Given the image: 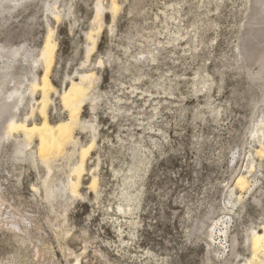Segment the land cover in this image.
Here are the masks:
<instances>
[{"label": "rangeland", "instance_id": "1", "mask_svg": "<svg viewBox=\"0 0 264 264\" xmlns=\"http://www.w3.org/2000/svg\"><path fill=\"white\" fill-rule=\"evenodd\" d=\"M49 35L52 123L69 118L64 90L92 77L74 142L45 161L6 126L14 111L42 123L32 84ZM0 111V264H250L264 225V0H0Z\"/></svg>", "mask_w": 264, "mask_h": 264}, {"label": "bare ground", "instance_id": "2", "mask_svg": "<svg viewBox=\"0 0 264 264\" xmlns=\"http://www.w3.org/2000/svg\"><path fill=\"white\" fill-rule=\"evenodd\" d=\"M96 9L97 18H101L105 15V9L101 2L97 4ZM89 37H92V35L90 34ZM96 44V41H94L92 48H95ZM55 50L56 41H54L52 36L49 35L42 49V58L45 60V73L41 78L42 82L39 83L35 80L32 84V89L35 91L40 90L42 92V99L40 101L42 104L40 110L43 118L42 123H29L27 120L17 121L15 119L17 113L14 111L6 126L9 134H12L13 132H22L28 140L37 138L39 140V153L41 158L45 161H49L53 157L59 156V154L63 153L66 149L67 145L74 142V129L81 120L83 107L88 97L89 86H87L85 82L87 81L90 84L92 77L90 74H82L80 76L81 81H72L71 85L64 90L61 95V99L65 110L69 113V118L57 123H52L47 113L50 102V94L55 88L49 74L53 66ZM21 100H23V98ZM5 106L6 109L10 108L9 104ZM2 114L3 111H0V117ZM92 147L93 144L82 148L80 152L81 160L77 163V165H75V167H73V173L76 175V179L71 182V186L74 193L78 192V182H80L82 178L86 160L92 151ZM247 183L248 181L243 175L239 176L236 182L237 186L243 189L247 187ZM251 250L252 258L249 261L250 264L258 261V257L264 254V225L260 230L254 232Z\"/></svg>", "mask_w": 264, "mask_h": 264}]
</instances>
